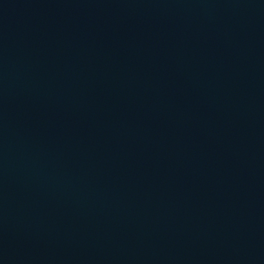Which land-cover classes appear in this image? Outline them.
Listing matches in <instances>:
<instances>
[{"label": "water", "instance_id": "obj_1", "mask_svg": "<svg viewBox=\"0 0 264 264\" xmlns=\"http://www.w3.org/2000/svg\"><path fill=\"white\" fill-rule=\"evenodd\" d=\"M0 264H264V0H0Z\"/></svg>", "mask_w": 264, "mask_h": 264}]
</instances>
